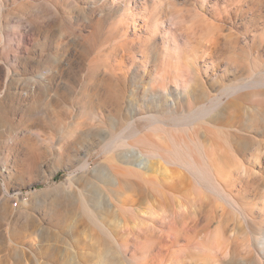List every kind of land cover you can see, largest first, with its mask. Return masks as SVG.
<instances>
[{"label":"rangeland","instance_id":"374dc122","mask_svg":"<svg viewBox=\"0 0 264 264\" xmlns=\"http://www.w3.org/2000/svg\"><path fill=\"white\" fill-rule=\"evenodd\" d=\"M207 263L264 264V0H0V264Z\"/></svg>","mask_w":264,"mask_h":264},{"label":"bare ground","instance_id":"6f19581e","mask_svg":"<svg viewBox=\"0 0 264 264\" xmlns=\"http://www.w3.org/2000/svg\"><path fill=\"white\" fill-rule=\"evenodd\" d=\"M213 27H215V26H213ZM200 29H201V39H202V42L205 40V42H211L209 45H207V44H205V45H207V47L208 48H211L212 49V47H214V46H212V45H214V41H215V43L216 42H218V41H216L215 40V37L214 36H216L218 33H216V31H214L213 30V28H212V26H200ZM220 30V29H219ZM213 31H214V33H216V35L213 33ZM188 32H187V30H182L181 31V35H186ZM218 37V36H217ZM204 39V40H203ZM217 39V38H216ZM213 42V43H212ZM203 44H204V42H203ZM253 79V78H252ZM255 82V80H248V81H246V82H244L243 84H240V85H237V86H233V87H229V89H228V92H229V94L230 93H234V92H236V91H238L239 89H242V88H245V87H249V86H251V84H253ZM258 84H262L261 82H258ZM181 85H183L182 87L184 88V89H187V82H184L183 84H181ZM206 113V109H204V108H202V109H199V110H197L196 112H193L189 117H188V119L187 120H190L191 122H194L195 120H197L201 115H204ZM208 176H209V178H211L212 177V173H209L208 174ZM57 204H59V205H62L61 203H58L57 202ZM52 206H53V204H51ZM54 205H56V204H54ZM215 242H216V240H215ZM215 242H214V239L206 246L207 247V249L209 248V250L208 251H206V253H204V256L206 257V256H208L209 257V255H208V253L210 254L211 253V251L213 250V244H214V246H215ZM218 244V243H217ZM213 247V248H212ZM216 248H217V246H216ZM219 248V247H218ZM215 250H217V251H219V249H215ZM214 252H216V251H214L213 250V253ZM212 253V254H213ZM211 254V256H213L214 258H215V256L214 255H212ZM224 254V257H222L221 255V258L222 259H219V254L218 253H216V255L218 256L217 258L219 259H217L218 261H221V262H224L225 260H226V252H224L223 253ZM212 257V258H213ZM211 258V257H210ZM206 259H209V258H206ZM216 259V258H215ZM214 260V259H213ZM206 261V260H205ZM208 264V263H207Z\"/></svg>","mask_w":264,"mask_h":264},{"label":"built area","instance_id":"2783aa9c","mask_svg":"<svg viewBox=\"0 0 264 264\" xmlns=\"http://www.w3.org/2000/svg\"><path fill=\"white\" fill-rule=\"evenodd\" d=\"M18 204V202H15V205H17Z\"/></svg>","mask_w":264,"mask_h":264}]
</instances>
